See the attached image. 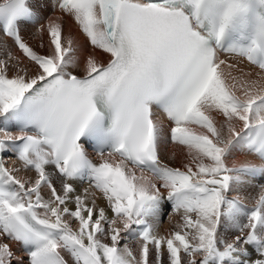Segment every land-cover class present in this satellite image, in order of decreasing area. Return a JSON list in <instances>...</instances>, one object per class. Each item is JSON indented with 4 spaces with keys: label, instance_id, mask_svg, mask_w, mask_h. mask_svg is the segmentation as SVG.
<instances>
[{
    "label": "snow or ice",
    "instance_id": "snow-or-ice-1",
    "mask_svg": "<svg viewBox=\"0 0 264 264\" xmlns=\"http://www.w3.org/2000/svg\"><path fill=\"white\" fill-rule=\"evenodd\" d=\"M43 6L0 0L21 53L0 59V264L12 242L26 264H264V184L251 208L234 195L264 176V0H58L108 56H88L83 75L64 17L38 29L47 53L22 37ZM168 143L182 167L162 159Z\"/></svg>",
    "mask_w": 264,
    "mask_h": 264
},
{
    "label": "bare ground",
    "instance_id": "bare-ground-1",
    "mask_svg": "<svg viewBox=\"0 0 264 264\" xmlns=\"http://www.w3.org/2000/svg\"><path fill=\"white\" fill-rule=\"evenodd\" d=\"M58 17H64L63 24H64V28L66 29V33L68 36H71L73 38L75 42V46L78 49L77 56L80 60L81 67L79 69L74 70L75 74H78V75L84 74L83 64H84V60L88 56L95 57L98 62L106 61L108 59L107 55L89 46L87 39L84 37V35L81 34L78 27L73 23V21L70 18H67L58 13H52L50 11H46L44 12V25H47L49 21L56 20ZM24 34L26 35L25 41H27L33 48L37 47L38 44H40L41 42L46 43L45 48L47 50L41 51L40 49H37V51H41L44 53L48 52L49 49L47 45H48L49 38L46 33H40L36 26H31V27L25 28ZM9 52L14 56L21 55V53L16 48L14 43L10 41L9 39L4 38L2 36V32H0V59L5 58V54ZM25 63H27V61H25ZM174 153H175L176 158L172 159V155ZM6 154H8V156L5 158L6 165L9 166L10 168H16L20 170L18 173H16L18 178L22 180H29L35 177L34 171L24 169L23 164L19 160H16L15 158L10 156L11 154L10 151L6 152ZM162 159L164 160L165 163H168L170 166H173V167H182L183 164L187 162V156H186L185 150L182 147L175 145V144H171V143L166 144L162 148ZM234 159L237 163H243L245 161H252L257 164L261 163V161L256 156L251 155V154L242 153L239 151L234 153ZM97 160L99 161V158ZM229 162L231 163L232 161L230 160ZM263 178L264 176L258 175L257 178L249 179L246 185H243L239 189L238 192H249V193L252 191L257 192L258 191L257 187H252V186H254L256 183H259L260 186L261 184H264V181H262ZM76 186H77L78 191H82L84 188H89V184H83V183H78ZM43 194L47 197V190H45ZM242 199L249 206V208L253 206L251 201H248L244 197H242ZM98 203L103 206L105 202L102 199H100L98 200ZM174 219L175 221L173 224L176 225L179 222V220L177 218H174ZM170 223L171 222H169V224ZM160 233H161V229H160ZM10 246L13 252L16 254V258H18V260L19 259L25 260V258L23 259V256H27V255L25 254V251H22L20 244L12 242ZM245 247H247V245ZM18 251H20V253H18Z\"/></svg>",
    "mask_w": 264,
    "mask_h": 264
},
{
    "label": "rangeland",
    "instance_id": "rangeland-1",
    "mask_svg": "<svg viewBox=\"0 0 264 264\" xmlns=\"http://www.w3.org/2000/svg\"><path fill=\"white\" fill-rule=\"evenodd\" d=\"M67 35V33H66V29H65V36ZM68 36V35H67ZM66 36V37H67ZM6 41V40H5ZM42 44H46V43H44V42H41ZM41 43L40 44H38V46L37 47H35L34 49H40L41 51H45V50H47L45 47L43 48V49H41L39 46L41 45ZM255 178H257V177H255ZM246 185V184H245ZM256 185V186H255ZM254 186H252V187H257V192H254V191H252V192H238V193H235L234 195H239V196H241V197H244V198H246L248 201H251L252 202V205L254 204V202H255V199L256 198H258V195H259V193H260V189H261V186L259 185V183H256ZM174 218H177L178 220H179V217L178 216H176V215H168V216H165V217H163V219H162V223H161V227H160V229H161V234H167L168 232H170V231H172V230H174V228H175V225L173 224L174 223V221H175V219ZM169 222H171L170 224H169ZM74 227H75V224L73 225ZM163 231V232H162ZM221 232L222 233H224L223 235L226 237H224L225 239H231V238H233L234 236H235V232H232V231H229V232H225L224 231V229L223 228H221ZM127 243L129 244V246L130 247H132L134 250L137 248V241L136 240H134V239H130V240H128L127 241ZM248 248H249V251L250 252H252L253 251V249L250 247V246H247ZM18 253H20V251H18ZM15 257H16V254H15ZM26 256H23V259L25 258ZM253 258H255V254H254V252H253ZM21 261H23V262H25V260H22V259H19L18 260V258H14L13 259V261H12V264H21Z\"/></svg>",
    "mask_w": 264,
    "mask_h": 264
}]
</instances>
